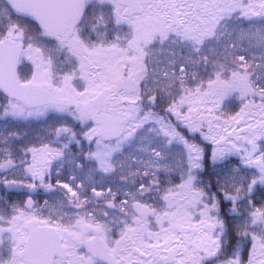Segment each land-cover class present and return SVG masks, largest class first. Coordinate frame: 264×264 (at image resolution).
I'll use <instances>...</instances> for the list:
<instances>
[{"label": "snow or ice", "instance_id": "snow-or-ice-1", "mask_svg": "<svg viewBox=\"0 0 264 264\" xmlns=\"http://www.w3.org/2000/svg\"><path fill=\"white\" fill-rule=\"evenodd\" d=\"M0 264H264V0H0Z\"/></svg>", "mask_w": 264, "mask_h": 264}]
</instances>
